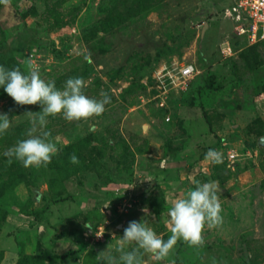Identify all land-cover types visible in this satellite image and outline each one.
Masks as SVG:
<instances>
[{"label": "rangeland", "instance_id": "1", "mask_svg": "<svg viewBox=\"0 0 264 264\" xmlns=\"http://www.w3.org/2000/svg\"><path fill=\"white\" fill-rule=\"evenodd\" d=\"M237 1L12 0L25 32L0 22V66L23 72L30 61L61 90L83 77L88 97L103 90L111 103L88 121L49 117L59 151L47 167L25 168L3 153L27 138L25 113L41 107L17 105L0 87L11 121L0 135V264H104L96 256H118L133 220L166 241L168 210L197 181L215 182L222 224L205 226L202 247L178 241L145 264H264V42L252 70L235 35ZM226 40L237 49L228 59ZM184 65L200 73L184 80ZM211 76L221 90L206 88ZM210 148L222 163L205 159Z\"/></svg>", "mask_w": 264, "mask_h": 264}, {"label": "clouds", "instance_id": "2", "mask_svg": "<svg viewBox=\"0 0 264 264\" xmlns=\"http://www.w3.org/2000/svg\"><path fill=\"white\" fill-rule=\"evenodd\" d=\"M11 2L12 0H0V4L5 7H10ZM86 86L83 77H71L65 81L62 90L57 89L54 81L46 82L41 78L30 61L27 63L26 72H22L19 67L7 69L0 66V87H3L17 105L41 107L39 112L25 113L31 125L26 132L27 138L18 140L3 153L8 158L7 162L11 164L15 159L25 168L47 167L59 151L56 143L50 139L51 133L44 130L49 117L62 114L66 121L79 122L101 116L105 112V106L111 103V97L102 90L100 99L90 98L84 93ZM10 127L9 116L6 113L0 114V135L5 134ZM205 159L212 164L222 163V156L216 149L210 148ZM69 160L73 164L79 163L75 154ZM217 192L214 181H197L194 190H188L168 210V219L164 223L169 226L171 235L166 241L146 226L145 222L133 220L123 229L122 237L117 240L115 252L118 256L107 249L98 253L96 259L104 264H145V254L162 261L169 256L178 241H183L189 247H202L205 226L216 228L223 222V209ZM84 227L91 228L88 224ZM132 245L135 247H131Z\"/></svg>", "mask_w": 264, "mask_h": 264}, {"label": "built area", "instance_id": "3", "mask_svg": "<svg viewBox=\"0 0 264 264\" xmlns=\"http://www.w3.org/2000/svg\"><path fill=\"white\" fill-rule=\"evenodd\" d=\"M234 13H237L236 18L240 22L234 28L237 37L245 39L247 46L264 42V0H239L235 4ZM221 53L228 59L233 57L237 50L233 42L226 40L222 43ZM199 73L200 71L193 65L181 66L179 70V76L184 80L192 79ZM163 105L164 103H161L162 107ZM229 157L233 161L236 154L230 153ZM98 237L103 238L99 234Z\"/></svg>", "mask_w": 264, "mask_h": 264}, {"label": "trees", "instance_id": "4", "mask_svg": "<svg viewBox=\"0 0 264 264\" xmlns=\"http://www.w3.org/2000/svg\"><path fill=\"white\" fill-rule=\"evenodd\" d=\"M8 20L9 23H16L17 29L14 31L15 34H22L25 32V26L24 23L20 20V15H18V12L14 8V6L11 4L10 7H4L2 11L0 12V22ZM13 33V34H14ZM260 44V43H259ZM256 44L254 46H246L247 53L245 54V58L247 61V64L249 65L250 69L257 70L258 67V59L256 58V47L259 45ZM234 48L236 49V45L233 43ZM237 50V49H236ZM26 72V71H23ZM217 78L216 76H211L206 80L205 86L208 90L212 91H219L223 88V85L221 83L216 84ZM38 215V213H36ZM72 254H65L62 256L63 259H67Z\"/></svg>", "mask_w": 264, "mask_h": 264}, {"label": "water", "instance_id": "5", "mask_svg": "<svg viewBox=\"0 0 264 264\" xmlns=\"http://www.w3.org/2000/svg\"><path fill=\"white\" fill-rule=\"evenodd\" d=\"M208 26H206L205 29H207ZM0 114H4L2 110H0ZM258 146L259 148H264V136L260 137L259 140H258Z\"/></svg>", "mask_w": 264, "mask_h": 264}, {"label": "flooded vegetation", "instance_id": "6", "mask_svg": "<svg viewBox=\"0 0 264 264\" xmlns=\"http://www.w3.org/2000/svg\"><path fill=\"white\" fill-rule=\"evenodd\" d=\"M258 144V143H257Z\"/></svg>", "mask_w": 264, "mask_h": 264}]
</instances>
